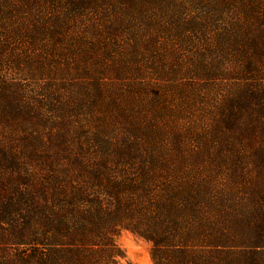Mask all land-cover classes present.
Here are the masks:
<instances>
[{
  "label": "rangeland",
  "instance_id": "1",
  "mask_svg": "<svg viewBox=\"0 0 264 264\" xmlns=\"http://www.w3.org/2000/svg\"><path fill=\"white\" fill-rule=\"evenodd\" d=\"M59 172L102 224L51 227ZM122 230L264 264V0H0V264H119Z\"/></svg>",
  "mask_w": 264,
  "mask_h": 264
},
{
  "label": "trees",
  "instance_id": "2",
  "mask_svg": "<svg viewBox=\"0 0 264 264\" xmlns=\"http://www.w3.org/2000/svg\"><path fill=\"white\" fill-rule=\"evenodd\" d=\"M55 179L51 180L49 177H45V185H47V191L44 194L45 200L47 198H50L48 195L49 190L52 191L50 193L53 198H50V202L56 203L55 205H65L67 207V213L68 214H61L55 220L51 222V227L54 228L56 226H59L61 228H66L71 231L72 234L80 230V232L83 230L87 232L86 227H93L98 226L102 224L103 220L105 219V216L107 214L108 206H109V199L110 198H88V194L83 192L76 184L67 181V176L65 173H56ZM72 188L74 189V193L70 195L63 196V190L66 188ZM69 198V200H66L65 198ZM53 206V207H54ZM107 211V212H106ZM154 217L156 220H159L160 222L163 220L162 215L154 214ZM166 225H169L172 229L173 233H175L176 228L175 226H172V222L167 220ZM227 230V226H226ZM225 230V233H226ZM141 234L145 235L147 238L153 241V260L155 264H170V261L172 260L168 259L170 250L167 247V244L161 243V240H156L155 236H152V234L146 235L144 232H140ZM94 235V234H93ZM227 235L222 234L220 238V243L222 239ZM159 238V237H157ZM176 247L174 260L171 261V264H188L187 260V251L183 250L180 247V244L178 241L174 244ZM190 245V244H189ZM184 248H188L184 245H182ZM224 250L223 248L221 251ZM220 251V252H221ZM177 258H176V257ZM224 257H229V260L227 262H223V264H254L253 261H251V256L248 253L245 252H233V251H224L223 253ZM190 264V263H189ZM193 264V263H192ZM199 264V263H195Z\"/></svg>",
  "mask_w": 264,
  "mask_h": 264
},
{
  "label": "clouds",
  "instance_id": "3",
  "mask_svg": "<svg viewBox=\"0 0 264 264\" xmlns=\"http://www.w3.org/2000/svg\"><path fill=\"white\" fill-rule=\"evenodd\" d=\"M115 244L125 251L123 256H115V260L119 261V264H152L149 253L151 244L145 239L135 237L127 230H122L120 235L115 238Z\"/></svg>",
  "mask_w": 264,
  "mask_h": 264
}]
</instances>
